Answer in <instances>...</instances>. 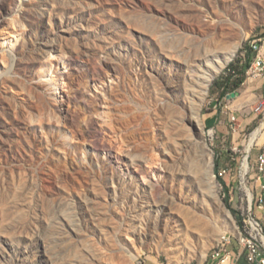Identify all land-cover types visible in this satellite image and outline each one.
<instances>
[{
	"label": "rangeland",
	"instance_id": "374dc122",
	"mask_svg": "<svg viewBox=\"0 0 264 264\" xmlns=\"http://www.w3.org/2000/svg\"><path fill=\"white\" fill-rule=\"evenodd\" d=\"M259 39L264 0H0V264L240 249L264 78L221 94Z\"/></svg>",
	"mask_w": 264,
	"mask_h": 264
},
{
	"label": "built area",
	"instance_id": "2783aa9c",
	"mask_svg": "<svg viewBox=\"0 0 264 264\" xmlns=\"http://www.w3.org/2000/svg\"><path fill=\"white\" fill-rule=\"evenodd\" d=\"M262 39L251 43V51L262 50L259 45ZM246 76L264 78V57L254 58V71H247ZM232 93L228 94L231 95ZM256 111L264 116V108L258 107ZM237 117L230 116V125L232 131L236 132L235 125ZM253 169L258 174L264 175V154H260L256 160ZM259 184L255 186L252 193L247 189V210L243 220V231L241 235H248L247 244H240L241 248L230 250L231 235L223 236V243L218 249L210 252L204 264H264V182L262 177H258ZM249 194L252 199L249 201Z\"/></svg>",
	"mask_w": 264,
	"mask_h": 264
},
{
	"label": "trees",
	"instance_id": "16d2710c",
	"mask_svg": "<svg viewBox=\"0 0 264 264\" xmlns=\"http://www.w3.org/2000/svg\"><path fill=\"white\" fill-rule=\"evenodd\" d=\"M251 50V49H250ZM256 54L253 51L249 53V61L245 67L240 68V62L232 64L223 78L224 84L221 97L227 96L229 93L236 92L246 80V72L251 67V60ZM238 76V77H237Z\"/></svg>",
	"mask_w": 264,
	"mask_h": 264
},
{
	"label": "bare ground",
	"instance_id": "6f19581e",
	"mask_svg": "<svg viewBox=\"0 0 264 264\" xmlns=\"http://www.w3.org/2000/svg\"><path fill=\"white\" fill-rule=\"evenodd\" d=\"M260 51L261 50H255V52H256V55H255V58H262V55L260 54ZM236 51L232 54V56H231V58L229 59V62L230 61H232L233 60V58H234V56L236 55ZM247 71H254V61H253V63H252V65H251V67L247 70ZM256 136V135H255ZM254 136V137H255ZM251 142H253V141H251ZM246 169V168H245ZM250 197H251V195H250ZM252 198V197H251ZM225 236V235H224ZM247 242H248V237H246V238H242L241 239V241H240V243L241 244H247Z\"/></svg>",
	"mask_w": 264,
	"mask_h": 264
},
{
	"label": "water",
	"instance_id": "95a60500",
	"mask_svg": "<svg viewBox=\"0 0 264 264\" xmlns=\"http://www.w3.org/2000/svg\"><path fill=\"white\" fill-rule=\"evenodd\" d=\"M238 96H239V93L238 92H234L231 95H228V99H234V98H236Z\"/></svg>",
	"mask_w": 264,
	"mask_h": 264
},
{
	"label": "crops",
	"instance_id": "0c3cea01",
	"mask_svg": "<svg viewBox=\"0 0 264 264\" xmlns=\"http://www.w3.org/2000/svg\"><path fill=\"white\" fill-rule=\"evenodd\" d=\"M260 54H261V55L263 54V57H264V47H263L262 50L260 51Z\"/></svg>",
	"mask_w": 264,
	"mask_h": 264
}]
</instances>
